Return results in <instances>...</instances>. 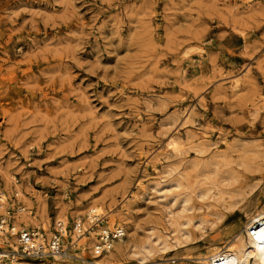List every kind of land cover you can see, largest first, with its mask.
Listing matches in <instances>:
<instances>
[{"label":"rangeland","instance_id":"rangeland-1","mask_svg":"<svg viewBox=\"0 0 264 264\" xmlns=\"http://www.w3.org/2000/svg\"><path fill=\"white\" fill-rule=\"evenodd\" d=\"M174 178L187 212L144 188ZM2 193L10 226L27 214L26 231L51 237L66 217L70 236L55 261L0 234V264H139L132 248L169 235L172 218L188 241L144 264H198L231 244L264 211V0H0ZM91 201L105 215L89 230L129 221L102 260L69 239Z\"/></svg>","mask_w":264,"mask_h":264},{"label":"bare ground","instance_id":"bare-ground-1","mask_svg":"<svg viewBox=\"0 0 264 264\" xmlns=\"http://www.w3.org/2000/svg\"><path fill=\"white\" fill-rule=\"evenodd\" d=\"M247 67V66H246ZM245 69V68H244ZM230 75V74H229ZM233 75V74H232ZM226 76V75H225ZM231 77V76H230ZM221 78V77H220ZM236 79V78H235ZM235 79H233V80H231L230 81V84L233 86H235V87H237V84H238V79L237 80H235ZM219 80V79H218ZM225 80H227V79H224V81ZM243 80V79H242ZM221 83H223V82H221ZM225 84V83H224ZM220 85V84H219ZM223 85V84H222ZM239 85V84H238ZM222 87V86H221ZM240 87V86H239ZM230 89H231V86H230ZM196 98V97H195ZM196 100V99H195ZM200 102V101H199ZM193 104V103H192ZM202 106V105H201ZM190 108V107H189ZM183 109V108H182ZM187 109V108H186ZM194 110H195V108H194ZM185 111H187V110H185ZM192 111V110H191ZM196 111V110H195ZM191 113V112H190ZM192 113H194V112H192ZM182 115H185V114H182ZM188 116V115H187ZM184 117V116H183ZM194 117V116H193ZM199 117V116H198ZM195 118H197V117H195ZM189 119V118H188ZM192 120V119H191ZM193 120H194V118H193ZM197 120V119H196ZM188 121H190V119L188 120ZM186 123H188L187 121H185ZM191 122V121H190ZM193 122V121H192ZM186 123H184V125H186ZM188 125V124H187ZM191 125V124H190ZM187 126H185V128H186ZM181 129V128H180ZM170 135V134H169ZM190 139V138H189ZM172 143H170L169 142V144H170V148L167 150L166 149V151H168L169 153H173V155L174 154H179L180 152H181V150H180V146H178L179 144H180V142L179 141H177L175 138H173V139H171L170 140ZM190 141H192V139L190 140ZM204 142V141H203ZM176 143H178V145L176 144ZM188 143H190V142H188ZM205 143V142H204ZM158 145H160V144H158ZM194 145V144H193ZM195 146V145H194ZM198 147L200 146V145H197ZM163 147V146H162ZM193 147V146H192ZM191 147V148H192ZM197 147V148H198ZM158 148V147H157ZM192 149H195L194 147L192 148ZM201 149H202V147H201ZM149 150H151V149H149ZM199 150H200V147H199ZM163 155V154H162ZM161 155V156H162ZM161 158V157H160ZM150 163V162H149ZM151 165H153V164H151ZM149 166V165H148ZM147 166V167H148ZM146 167V166H145ZM150 168H151V166H150ZM154 168V167H153ZM172 171V173L171 172H168L169 173V178H173V174L175 173V172H173V170H171ZM143 172H144V170H143ZM158 172V171H157ZM146 173V172H145ZM160 173V172H159ZM161 174V173H160ZM155 175V174H154ZM157 176V175H156ZM160 177V176H159ZM8 178V177H7ZM144 178V177H143ZM145 178H149V177H146L145 176ZM160 178H162V177H160ZM206 178V177H205ZM141 179V178H140ZM158 179V178H157ZM183 179V178H182ZM207 179V178H206ZM215 179V178H214ZM154 180V179H153ZM166 180V179H165ZM164 180V181H165ZM158 181V180H157ZM164 181H160V182H157L155 185H153L152 187H144V188H150V190L152 191V192H154V194L157 196V198H159V199H161V200H163V199H165V198H167V197H170V200L169 201H171V202H174V203H176V204H174L173 206H179V207H181L179 210L181 211V212H187V211H189L190 209H191V207L190 206H187V204L189 203V201H190V198H186V197H184V198H181V199H179L178 201L176 200L177 199V195H173V196H170L169 194H168V190L169 189H172V188H179V187H181L182 186V182H181V180L179 179V178H174V179H172V181H169V183H167V184H165L166 182H164ZM214 181H216V180H214ZM151 182V181H150ZM205 182H208V181H205ZM204 181L202 182L203 184L205 183ZM214 183V182H213ZM217 183V182H216ZM219 184V183H218ZM183 185H184V183H183ZM147 186V185H146ZM188 186V185H187ZM220 186H222L221 184H220ZM149 190V191H150ZM216 190V189H215ZM221 190V189H220ZM141 191V190H140ZM189 191H191V190H189ZM210 191H212L211 190V188H209V189H206V188H204V189H202V190H200L199 191V196L200 197H204V196H206V197H208V193H210ZM219 191V190H218ZM20 192V191H19ZM143 192V191H142ZM147 192H148V190H147ZM147 192H144V195H146L147 194ZM139 193V192H138ZM149 193V192H148ZM181 193V192H180ZM192 193V192H191ZM215 193V192H214ZM213 193V194H214ZM143 194V193H142ZM174 194H177V193H174ZM13 195V194H12ZM138 195V194H137ZM153 195V194H152ZM151 195V196H152ZM179 195V194H178ZM183 195V194H182ZM191 195V194H190ZM223 195V194H222ZM154 196V195H153ZM155 196V197H156ZM187 196V195H186ZM21 197V196H20ZM19 197V198H20ZM140 197V196H139ZM149 197V196H148ZM197 197V196H196ZM216 197V196H215ZM223 197H224V195H223ZM4 198H5V195H4V193H2V195L0 196V201L1 202H3L4 201ZM18 198V200H20ZM151 198V197H150ZM154 198V197H153ZM193 198V197H192ZM210 198V197H209ZM231 199H232V197H231ZM17 200V199H16ZM192 200V199H191ZM197 200H199V199H197ZM223 200H225V198L223 199ZM228 200H230V199H228ZM14 201V200H13ZM98 201V200H97ZM193 201H195V200H193ZM10 202V201H9ZM23 202V201H22ZM92 202V201H91ZM100 202V201H99ZM99 202H98V204H99ZM104 202V201H103ZM106 202V201H105ZM156 202V201H155ZM159 201L157 200V202L156 203H158ZM220 202V201H219ZM223 202V201H222ZM225 202V201H224ZM4 203V202H3ZM93 203V202H92ZM101 203V202H100ZM113 203V202H112ZM112 203L111 202H109V204H108V206L111 204V206H112ZM226 203V202H225ZM6 203H4L3 205H5ZM94 204V203H93ZM96 204V203H95ZM94 204V206L92 205V207H89L88 209H87V211H86V216H85V221L82 219V218H77L76 220H75V223H78V222H80L81 224H82V226H83V228H84V230L85 231H87V232H89V238H87V235H83V236H77V235H74V234H72V236H71V238H69L70 240H73L72 242H71V245H73L74 246V244L75 245H79L80 247H84V244H85V246L87 245V247H89V249L93 252V255L95 254L94 253V247H95V244H96V242H95V235H97V233L99 232V231H101L100 230V228L98 229V230H95V231H92V230H89V227H91L92 226V222H93V219H94V217H98V218H103V216L105 215V214H101V212L100 211H103V208L105 207V206H102V207H100V206H97V204L95 205ZM102 204H104V203H102ZM106 204V203H105ZM104 204V205H105ZM171 204V203H170ZM193 204V203H192ZM227 204V203H226ZM79 205V204H78ZM162 205H163V203H162ZM165 205V204H164ZM223 205H225V204H223ZM11 206H13V205H11ZM91 206V205H90ZM193 206H195V204L193 205ZM255 206V205H254ZM8 207V206H7ZM110 207V206H109ZM247 207V206H246ZM0 208H2V205L0 204ZM158 208V207H157ZM169 209H170V206L168 207ZM175 208V207H174ZM198 208V207H197ZM80 209V208H79ZM84 209V208H83ZM86 209V208H85ZM65 210V209H64ZM78 210V209H77ZM158 210V209H157ZM160 210V209H159ZM166 210V209H165ZM177 210V209H176ZM249 210H250V208H249ZM2 211H4V210H2ZM18 211L19 212H24L25 210L23 209V208H19L18 209ZM27 211V210H26ZM108 211V210H107ZM121 211H123V210H121ZM170 211H171V209H170ZM169 210H168V216L170 217V215H171V213L172 212H170ZM179 211V212H180ZM243 211V210H242ZM257 211V210H256ZM62 212V211H61ZM68 212V211H67ZM76 212V211H75ZM74 212V213H75ZM99 212H100V214H99ZM163 212V211H162ZM161 212V213H162ZM250 212V211H249ZM3 213V212H2ZM8 213H9V211H8ZM26 213V212H25ZM65 213V212H64ZM106 213V212H105ZM166 213V212H165ZM244 213V212H243ZM4 214V213H3ZM6 214V213H5ZM180 214V213H179ZM245 214V213H244ZM17 215V214H16ZM23 215V214H22ZM30 215V214H29ZM62 215H63V213H62ZM119 215V214H118ZM166 215V216H167ZM58 216H60V214L58 215L57 214V219L59 218ZM64 216V215H63ZM62 216V217H63ZM108 216V215H107ZM175 216V215H174ZM190 216V215H189ZM6 217V216H5ZM16 217V216H15ZM61 216H60V218H62ZM77 217V216H76ZM75 217V218H76ZM125 216H122V218L121 219H123ZM160 217H161V215H160ZM164 217V216H163ZM168 217V218H169ZM180 217V216H179ZM182 217V216H181ZM245 217V216H244ZM14 218V217H13ZM41 217H39V219H40ZM64 219H62V220H60V219H58L57 220V224L58 223H62L63 224V226L65 227V220H67L68 221V219L66 218V217H63ZM72 218V217H71ZM111 218V217H110ZM126 218V217H125ZM162 218V217H161ZM160 218V219H161ZM176 218V217H175ZM184 218V217H183ZM186 219H187V217H185ZM190 218H192V217H190ZM5 218H4V216L3 217H1L0 218V220H4ZM42 219V218H41ZM40 219V220H41ZM48 219V218H47ZM74 219V218H73ZM72 219V220H73ZM166 219V218H165ZM82 220L84 221L83 223H82ZM124 220V219H123ZM123 220H120V222H119V224H118V227L116 228L117 229V231L118 232H120L121 234L123 233V237H119V239L117 240V242H123V238H124V223L126 222H124L123 223ZM190 220V219H189ZM192 220L194 221V219H191V222H192ZM15 221V220H14ZM43 221V220H42ZM128 221V220H127ZM129 222V221H128ZM127 222V223H128ZM205 222V221H204ZM74 223V224H75ZM127 223H125V224H127ZM159 223L160 224H162L160 221H159ZM158 223V224H159ZM34 224H36L37 225V223H34L33 222V220H32V218L31 217H28L27 216V214L26 215H23V216H21L20 217V219L18 220V222H17V224H14V222H13V224H12V233H11V235H12V237H13V239H16V240H18V238H17V236H16V234H17V232H18V230L20 229L21 231H26V229L27 228H31V227H33L34 226ZM50 224V223H49ZM73 224V225H74ZM166 224V223H165ZM130 225V224H129ZM155 225V224H154ZM157 225V224H156ZM155 225V226H156ZM169 225H170V231H169V235H166V236H164V235H160V236H157L155 239H152L151 237H148L147 238V240L145 241V242H143V244H141L140 242H142V241H140L139 240V242L138 243H140V245L139 246H134L132 249H134L135 248V252H134V255L136 256V260L139 262V264H144V263H146L145 261L146 260H148L149 258H150V256L152 255V254H157L158 255V253H160V254H166L167 252H169V251H172L173 249H175V248H177L178 246H180V245H182V244H184V243H186L187 241H188V235L190 234L187 230H186V226H184V225H186L184 222L182 223H180V222H178V220L177 219H173L172 218V221L171 222H169ZM39 226V225H38ZM44 226H47V225H45L44 224ZM52 226V225H51ZM87 226H89V227H87ZM132 226V225H131ZM134 226V225H133ZM162 226V225H161ZM35 227V226H34ZM158 227V226H157ZM47 228V227H46ZM46 228H43V231L42 232H37V234H38V238L36 239V242H37V244H41V245H43V246H45V244H46V240L50 237V235H48V228L46 229ZM133 228V227H132ZM158 228H162V227H158ZM164 228V227H163ZM116 229H114V230H116ZM135 229V228H134ZM28 230V229H27ZM31 230V229H30ZM127 230V229H126ZM156 230H158V229H156ZM167 230V229H166ZM191 230V229H190ZM31 231H34V232H36V230H31ZM128 231V230H127ZM160 231V230H159ZM162 231V230H161ZM164 232H165V229H164ZM167 232V231H166ZM239 232V231H238ZM149 233V232H148ZM194 233H195V231H194ZM170 234H172V236L170 235ZM54 235V234H53ZM192 235V234H191ZM190 235V236H191ZM233 235V233L231 234V236ZM2 236V235H1ZM63 239H62V244H63V241H64V239H66V238H68V236H70L69 234H68V232L66 231V229L65 230H63ZM163 236V237H162ZM3 237V236H2ZM228 237V236H227ZM51 238V237H50ZM49 238V239H50ZM193 238V237H192ZM195 238V237H194ZM234 238V237H233ZM196 239V238H195ZM220 239V238H219ZM218 239V240H219ZM223 239H225V238H223ZM12 240V239H11ZM191 240V239H190ZM211 240V239H210ZM213 240V239H212ZM13 241V240H12ZM132 241V240H131ZM215 241V240H214ZM15 242V241H14ZM136 242V241H135ZM217 242V241H216ZM218 243H219V241H218ZM229 243V242H228ZM130 245H131V243H129ZM132 244H134V242H132ZM136 244V243H135ZM215 245V244H214ZM218 245V244H217ZM129 246V245H128ZM127 246V247H128ZM211 246H213V245H211ZM126 247V246H125ZM209 247V246H208ZM223 247V246H222ZM215 248V247H214ZM12 249H13V252L14 253H19L18 252V248L16 247V246H12ZM128 249V248H127ZM211 249V248H210ZM213 249V248H212ZM1 250V249H0ZM87 250V249H86ZM129 250V249H128ZM115 251V250H114ZM130 251H132V250H130ZM6 252V251H5ZM113 252V251H112ZM125 252V251H124ZM208 252V251H207ZM109 254H111V251L110 252H108ZM119 253H121V251L119 252ZM127 253V252H126ZM129 253V252H128ZM117 254V253H116ZM106 255V254H105ZM105 255H100V256H95L94 255V259L96 258V259H101L102 260V258H103V256H105ZM122 255V254H121ZM206 255V254H205ZM117 256H119V255H117ZM162 256V255H161ZM160 256V257H161ZM124 257V256H123ZM131 257V256H130ZM153 257H156V256H153ZM1 258H4V259H7V258H9V256L8 255H5V254H3V253H0V259ZM63 257L62 256H54V260L55 261H59L60 259H62ZM106 258V257H105ZM119 258V257H118ZM121 258V257H120ZM133 258V257H132ZM166 258V257H165ZM122 259H124V258H122ZM128 259V258H127ZM108 260V259H107ZM110 261H111V259H109ZM119 260V259H118ZM152 260V259H151ZM150 260V261H151ZM174 260V259H173ZM114 261V260H113ZM135 261V260H134ZM166 261V260H165ZM108 262V261H107ZM137 262V263H138ZM176 262V261H175ZM174 261H172L171 263H175ZM11 263L12 264H18V262L16 261V259H15V257L12 259V261H11ZM84 263V262H83ZM167 263V262H166ZM161 264V263H160ZM170 264V263H169ZM196 264V263H195ZM198 264H264V211H262V212H258V213H254V214H252L251 213V215H249V216H247L246 217V219H245V222L243 223V228H242V231L235 237V239H234V241L231 243V244H229L228 246H226L225 248H221V247H216L214 250H212L211 252H209V254H208V256H206L205 258H203Z\"/></svg>","mask_w":264,"mask_h":264},{"label":"built area","instance_id":"built-area-1","mask_svg":"<svg viewBox=\"0 0 264 264\" xmlns=\"http://www.w3.org/2000/svg\"><path fill=\"white\" fill-rule=\"evenodd\" d=\"M101 217H94L93 224L90 228L97 227L101 223ZM89 228V229H90ZM103 227H100V230ZM63 230L65 227L62 223H58L56 225V230L54 235L48 240L45 246L39 245L36 242L38 238L37 231H18L16 236L18 238V244L23 254L32 257V258H42L44 256H50L54 258V256H66V250L63 248L62 239H63ZM74 235L83 236L87 231L83 229V226L80 222L75 223L73 230ZM12 226H10L7 221L0 220V234H11ZM96 244L94 247V255L100 256L108 254L113 248V245L119 237H123V233L116 230H109L107 228H103L101 231L97 233Z\"/></svg>","mask_w":264,"mask_h":264}]
</instances>
